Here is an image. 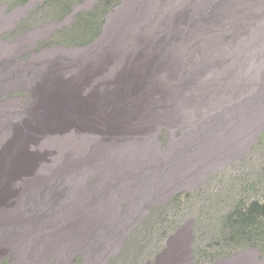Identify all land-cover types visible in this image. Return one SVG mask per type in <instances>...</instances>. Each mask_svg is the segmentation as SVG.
<instances>
[{
    "label": "rangeland",
    "instance_id": "obj_1",
    "mask_svg": "<svg viewBox=\"0 0 264 264\" xmlns=\"http://www.w3.org/2000/svg\"><path fill=\"white\" fill-rule=\"evenodd\" d=\"M47 1L0 0V264H264L219 244L264 200V0Z\"/></svg>",
    "mask_w": 264,
    "mask_h": 264
},
{
    "label": "trees",
    "instance_id": "obj_2",
    "mask_svg": "<svg viewBox=\"0 0 264 264\" xmlns=\"http://www.w3.org/2000/svg\"><path fill=\"white\" fill-rule=\"evenodd\" d=\"M78 1L80 0H48L46 4L59 13H69ZM112 7L106 5L103 13ZM221 229L219 244L230 248L229 251L257 248L264 252V200L253 201L248 205L238 204L225 216Z\"/></svg>",
    "mask_w": 264,
    "mask_h": 264
},
{
    "label": "bare ground",
    "instance_id": "obj_3",
    "mask_svg": "<svg viewBox=\"0 0 264 264\" xmlns=\"http://www.w3.org/2000/svg\"><path fill=\"white\" fill-rule=\"evenodd\" d=\"M47 102V101H46ZM45 107V106H44ZM44 110V109H43ZM46 110H48V109H46ZM50 110V109H49ZM48 110V111H49ZM127 112V111H126ZM115 115V113L114 112H112V113H108V112H105V116H108V117H113Z\"/></svg>",
    "mask_w": 264,
    "mask_h": 264
},
{
    "label": "flooded vegetation",
    "instance_id": "obj_4",
    "mask_svg": "<svg viewBox=\"0 0 264 264\" xmlns=\"http://www.w3.org/2000/svg\"><path fill=\"white\" fill-rule=\"evenodd\" d=\"M110 112H114V113H115V111H113V110H109V111H108V113H110ZM106 117H108V116H106ZM109 118H111V117H109Z\"/></svg>",
    "mask_w": 264,
    "mask_h": 264
}]
</instances>
